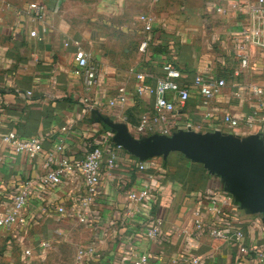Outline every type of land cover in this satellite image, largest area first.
<instances>
[{
  "label": "crops",
  "instance_id": "1",
  "mask_svg": "<svg viewBox=\"0 0 264 264\" xmlns=\"http://www.w3.org/2000/svg\"><path fill=\"white\" fill-rule=\"evenodd\" d=\"M254 1L49 0L40 18L27 7L17 13L6 10L0 16V215L12 207L14 195L26 183L31 185L25 207L28 225L0 228V244L8 250L78 228L80 248L92 247L93 252L79 255L77 264H138L142 256L147 257L143 264H192L194 256L200 257L198 264H264L254 257L255 250H264L263 213L243 206L227 191L223 177L179 151L152 157L141 169L139 158L117 149L114 166L103 163L98 194L87 208L81 206L86 187L80 176L49 186L39 182L51 168L59 143L72 159L94 146L113 147L114 132L92 109L126 123L136 138L186 124L199 132L221 130L243 138L257 133L264 138L260 123L228 129L221 120L230 113L243 122L264 104V96L253 95L247 87L264 86V52H257L247 71L234 74V36L245 19L237 4ZM84 8L109 16V33H95ZM142 14L154 18L146 52L139 49L148 36ZM78 46L99 69L97 83L89 89L73 73ZM166 62L180 69L182 85L202 75L224 78L226 86L207 102L192 94L184 107L157 120V130L139 132L142 115L155 113V95L148 88L163 76ZM138 73H143L141 84L146 88L141 94ZM259 111L264 114V106ZM11 130L23 138L40 139L42 152L30 157L14 151L2 141ZM144 189L148 201L129 197ZM215 197H228L229 203L219 202L215 210ZM59 206L65 213H58ZM80 212L86 214L85 224L78 220ZM198 217L204 230L195 227ZM157 225V236H150ZM214 226L231 232L241 229L250 254H241L236 245L214 248L208 232Z\"/></svg>",
  "mask_w": 264,
  "mask_h": 264
},
{
  "label": "built area",
  "instance_id": "2",
  "mask_svg": "<svg viewBox=\"0 0 264 264\" xmlns=\"http://www.w3.org/2000/svg\"><path fill=\"white\" fill-rule=\"evenodd\" d=\"M239 2V1H238ZM237 7L244 14L245 19L241 22V30L234 36L236 46L234 48V56L238 61V66L234 70V74L239 75L241 72L247 71L255 59L257 52H264V0H255L249 3H238ZM45 11V6L39 3H32L28 7V13L33 14L35 17H42ZM140 20L143 22L144 31L148 36L140 43L139 49L146 52L150 44L149 34L153 30L154 18L149 14L140 15ZM45 30V27H43ZM32 35L36 31L31 32ZM74 67L73 73L76 77L80 78L84 88L89 89L96 85L98 80L99 69L92 63L91 55L82 47H77L73 53ZM182 74L179 68L170 62L163 65V76L158 79L154 86L148 88L149 93L155 95V113H147L142 115L140 123L136 130L143 132L145 130H157L154 127L159 118H164L167 114L174 113L178 108L184 107L190 100L192 94L201 96L205 102L215 98L219 95L226 86L224 78L212 79L209 76L197 75L193 81L188 85H182L179 81ZM143 73L137 74L139 85L138 92L141 94L146 89L141 84L143 81ZM249 89L255 96H264V86H256L249 84ZM30 94V92H29ZM241 95V92L238 93ZM263 103L245 119L240 120L230 113L222 115V122L228 129L238 128L244 123L248 128H253L258 123L261 124L259 133L264 135V114H261L259 109H262ZM189 125H180L174 130L190 129ZM65 129V128H63ZM174 131L170 128H164L161 134L170 135ZM2 141L10 146L16 152H24L30 157H36L43 150L42 142L38 138H23L20 137L15 131L11 130L2 136ZM121 146L114 144L112 148H105L102 146H94L85 156L81 158L72 159L64 153L62 143L56 146L55 152L50 158V169L40 177L39 182L42 186H49L54 184H61L64 179L71 176H80L85 184L86 192L81 198L82 208H87L98 194V184L100 182V173L103 163L106 162L108 167H113L116 160L117 149ZM139 167L141 169L146 167V161H140ZM30 182L26 183L23 190L14 195L12 200V207L0 215V228L10 227H25L28 225V218L25 214V207L28 203V189ZM129 197L134 201H148L149 194L146 189L138 192H132ZM227 205L229 198H213L212 208L217 210L218 203ZM58 213H65L63 206L58 207ZM80 223L87 222L86 214L80 212L78 214ZM195 227L199 230H204V221L198 217L195 220ZM208 232L211 237L212 246L216 249H221L226 246L236 245L243 255L250 254L248 246L245 244V234L239 229L234 232L228 231L223 227L214 226L209 227ZM149 235L156 237L158 234V225L152 228ZM48 241H41L40 247L46 248ZM93 252L92 247H81L79 249L80 256H86ZM26 254H31V249L25 250ZM254 257L260 263H264V250H255ZM147 261L146 256H142L138 264H143ZM201 261L200 257L194 256L190 262L198 264Z\"/></svg>",
  "mask_w": 264,
  "mask_h": 264
},
{
  "label": "water",
  "instance_id": "3",
  "mask_svg": "<svg viewBox=\"0 0 264 264\" xmlns=\"http://www.w3.org/2000/svg\"><path fill=\"white\" fill-rule=\"evenodd\" d=\"M114 132L115 144L140 161L152 157H167L179 151L187 158L205 165L212 173L223 177L227 191L253 212L264 215V138L260 134L248 137L224 132H199L179 129L170 135L155 133L136 138L124 122H115L92 109Z\"/></svg>",
  "mask_w": 264,
  "mask_h": 264
},
{
  "label": "rangeland",
  "instance_id": "4",
  "mask_svg": "<svg viewBox=\"0 0 264 264\" xmlns=\"http://www.w3.org/2000/svg\"><path fill=\"white\" fill-rule=\"evenodd\" d=\"M47 1L49 0H0V16L6 10L17 13L26 7L28 9L32 3L43 4ZM59 1L62 4L64 0ZM83 12H86L87 24L93 27L95 33H109V26L106 23V17L109 16L97 14L95 8H84ZM76 229L72 234L69 232L56 234L48 240L49 245L46 248L40 247V242L37 241L8 250L0 244V264H77L81 234L78 228ZM28 248L31 249V254L25 253Z\"/></svg>",
  "mask_w": 264,
  "mask_h": 264
}]
</instances>
